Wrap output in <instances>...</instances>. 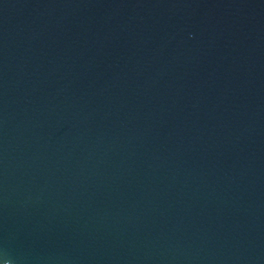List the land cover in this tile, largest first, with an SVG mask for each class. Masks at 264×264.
Here are the masks:
<instances>
[{
	"label": "water",
	"instance_id": "obj_1",
	"mask_svg": "<svg viewBox=\"0 0 264 264\" xmlns=\"http://www.w3.org/2000/svg\"><path fill=\"white\" fill-rule=\"evenodd\" d=\"M0 264H264V0H0Z\"/></svg>",
	"mask_w": 264,
	"mask_h": 264
}]
</instances>
